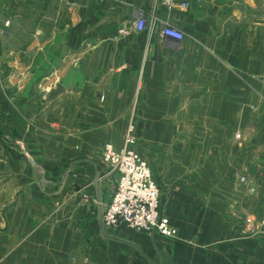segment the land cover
I'll return each instance as SVG.
<instances>
[{
    "label": "crops",
    "instance_id": "crops-1",
    "mask_svg": "<svg viewBox=\"0 0 264 264\" xmlns=\"http://www.w3.org/2000/svg\"><path fill=\"white\" fill-rule=\"evenodd\" d=\"M128 132L174 237L102 221ZM262 221L264 0H0V264H264Z\"/></svg>",
    "mask_w": 264,
    "mask_h": 264
},
{
    "label": "built area",
    "instance_id": "built-area-1",
    "mask_svg": "<svg viewBox=\"0 0 264 264\" xmlns=\"http://www.w3.org/2000/svg\"><path fill=\"white\" fill-rule=\"evenodd\" d=\"M183 5L187 6L188 2H183ZM147 24V17L142 13L138 14L135 28L144 31ZM161 32L164 36L175 39L184 38L183 31L169 24L164 25ZM103 159L113 171L117 170L119 173V184L105 211L103 223L110 227L125 223L136 230L166 235L175 233L169 220L159 212L160 190L152 179L147 162L129 146L116 151L110 143L105 146Z\"/></svg>",
    "mask_w": 264,
    "mask_h": 264
},
{
    "label": "rangeland",
    "instance_id": "rangeland-1",
    "mask_svg": "<svg viewBox=\"0 0 264 264\" xmlns=\"http://www.w3.org/2000/svg\"><path fill=\"white\" fill-rule=\"evenodd\" d=\"M179 124H180L179 122L175 123V125H173V123H172V125H171L170 128L171 129H175V131L177 132V128H178ZM133 127L132 128H129V130L130 131H133ZM134 137L135 136L132 133H129L128 134L127 146H129L132 150H135L147 162V164L149 165V168H150V170L152 172V179H153L154 183L157 185V187L160 190L159 212H160V214H161L162 217H166L169 220V223H170L171 227L175 229V233H173L171 235H166V234H162V233H160V234L161 235H164V236L174 237V236L177 235V231H178L177 226L175 225L174 220L171 217H169L168 215L164 214V212L162 210V206H161L162 205V199H163L164 192L167 190V187L169 188L170 186H173V183H171L169 181V184L166 187L165 185H163V183H161V181L159 180V177L158 176H160V173H163L164 169H165V171H170L171 173H173L174 175H176L177 167H176L175 164H173L176 160H172V159H174L173 153L159 154V152H157L155 150V148H152V146L147 145L145 143L144 144H141L140 143L141 146L140 147H138V146L136 147L137 143L136 142L134 143V141H135ZM241 137L242 136H241L240 133L239 134L238 133L236 134V138L237 139L238 138L241 139ZM172 138L175 139V140H177V136L176 135L175 136H172ZM196 138H198V137H196ZM196 138L193 136L192 137L193 140L191 139V141H193V142L196 141L197 142V139ZM210 138H212V137H209L206 142H209ZM131 144H133V145H131ZM116 151H121V150H117L116 149ZM189 154L192 156V158L193 157L196 158V156H200L201 155V153H199V152H195V153L194 152H191ZM102 157H103V155H102ZM214 159H217V157H214ZM104 162L109 166V164L105 160H104ZM167 162H169V163H167ZM163 165H165V166H163ZM114 171H117V170H114ZM239 180L241 182H246L247 181V177L243 174V175L240 176ZM118 184H119V181L117 182V186H118ZM186 186H187L188 189H191L192 190L194 185H191L190 184V185H186ZM115 191H116V189H115ZM113 195H114V193H113ZM113 195H112V198H113ZM112 198H111V201H112ZM110 202L107 204V206L105 207V210H104V212L102 214V221H103V218H104V215H105V211H106L108 205L110 204ZM123 226L129 227L125 223H121V225H119L118 227H113V228H120V227H123ZM107 227H110V226H107ZM129 228H131V227H129ZM262 228L264 229V221H262L261 227H259V228H257V226L254 227V229L255 230H258V231L260 229H262ZM131 229H133V228H131ZM133 230H135L137 232L159 233V232H149V231L136 230V229H133Z\"/></svg>",
    "mask_w": 264,
    "mask_h": 264
}]
</instances>
